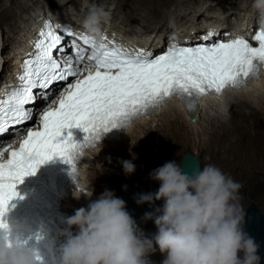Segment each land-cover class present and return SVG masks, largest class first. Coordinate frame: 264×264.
<instances>
[{
  "label": "snow or ice",
  "instance_id": "snow-or-ice-1",
  "mask_svg": "<svg viewBox=\"0 0 264 264\" xmlns=\"http://www.w3.org/2000/svg\"><path fill=\"white\" fill-rule=\"evenodd\" d=\"M218 35L209 32L201 37L207 43L196 46L173 43L153 55L45 21L21 61L17 83L0 85V229L7 228L10 203L23 199L17 185L53 158L75 177V156L96 147L101 133L128 127L172 98L191 115L203 95L239 89L256 78L264 69V29L251 37L256 46L244 37L214 39ZM66 37H74L71 53L62 44ZM60 83L64 87L57 89ZM40 100L44 105L37 108ZM29 121L32 126L23 127ZM73 128L85 133L83 143L63 135Z\"/></svg>",
  "mask_w": 264,
  "mask_h": 264
},
{
  "label": "clouds",
  "instance_id": "clouds-1",
  "mask_svg": "<svg viewBox=\"0 0 264 264\" xmlns=\"http://www.w3.org/2000/svg\"><path fill=\"white\" fill-rule=\"evenodd\" d=\"M252 8L259 15L260 26L247 32L229 29L227 36L214 39H234L237 36L249 39V34L258 28L264 29V0H253ZM34 13L37 15L29 20L26 31L40 16L57 19L52 12L46 15L34 10ZM105 15L100 10L91 12L85 27L92 32L84 30L83 33L107 36V33L98 31ZM62 21L75 29L76 24L64 18ZM74 33L80 34V31L75 29ZM72 39L74 37L66 40L70 42ZM170 44L165 43L158 52ZM14 55L5 68L7 73ZM258 74L244 85L247 89L250 82L264 76V71L260 70ZM226 90H233L228 93L235 94L239 89ZM207 99L215 100V97ZM200 101L192 110L194 119L196 108L205 107L199 105ZM230 101L232 103V99ZM215 109L227 110L219 104ZM123 170L125 175H131L135 166L125 161ZM150 176L159 184L158 190L141 194L136 203L151 205L156 201L163 202L154 214L146 213L144 216L145 220L153 221L154 235L145 237L138 232L122 199L106 192L92 201V191L85 197L74 189L75 199L79 200L83 195L89 203L66 219L67 227L59 234L63 241L58 248L59 264H149L148 257L156 250L163 256L161 264H260L258 245L243 230L244 207L240 203V186L219 167L208 164L189 176L182 172L178 162L169 161ZM21 235L22 228L17 225L7 224L6 229H0V264H42L39 253L20 242ZM48 252L52 254L53 249L50 247Z\"/></svg>",
  "mask_w": 264,
  "mask_h": 264
},
{
  "label": "bare ground",
  "instance_id": "bare-ground-1",
  "mask_svg": "<svg viewBox=\"0 0 264 264\" xmlns=\"http://www.w3.org/2000/svg\"><path fill=\"white\" fill-rule=\"evenodd\" d=\"M140 1L141 0H137V2ZM32 2L35 8H32L31 11L28 10L29 7L25 3H23L22 0H10L9 5H2L0 7V19H6L8 17L11 18L12 15L15 18L16 16H18V11L21 10L27 11L28 14L27 17L24 19L23 17H21L23 25L22 27H18L17 35H15L10 40V42L8 41L9 47L7 49L5 45V41L7 40L6 33L3 29H0V85L5 82V68L9 66L12 55L18 52L21 40L24 36L23 34L29 27V20L33 17H36L37 15V13H34V10H39V12L41 11L43 12V14L46 15H50V12H52L53 14L57 15V21H62V19L66 17H64V15L70 16L72 14L70 12L72 9H68L64 13L55 9L56 13H54V9L51 10V8L38 6V4H40L39 2H42V0H32ZM231 2L232 5L235 4L233 0ZM50 3L55 4V6L57 4L58 7H60L61 9L66 7L68 4H72L74 8L78 5V2H75L73 0H66L61 2H59V0H50ZM115 4L116 9H127L126 12L129 13H134V11H132L131 9L133 8V5H137V3H132L130 0H115ZM15 9H17L18 11H15ZM163 9L164 7H160L159 10L157 7H155L154 11V8L152 7V5H150L148 6V11H143L140 13V15H142L141 22L142 27H144V30L148 29L149 26L153 22H155L157 17H161H159L158 15L164 12ZM88 10L89 8L85 6L82 11V13L84 12L83 14L73 15L74 18H76L75 20H72L73 23L76 24L75 29L77 31H80V33H83L84 30L90 31L88 28L85 27V21L88 18L87 16L89 14ZM252 12H254L253 15L245 18L243 24L238 29L239 31L247 32L251 28L261 25L258 13H256L255 11ZM228 13L226 15L227 20L229 18ZM195 14L196 16H194L196 17L197 21V23L196 21L195 23L197 27L190 28V33L188 34V36H186L184 40L177 41L178 38L176 37L172 38L167 43L179 42L191 44L194 42H204L201 37H203L209 32L219 34L214 38H223V36H225L224 34L227 33L226 31L231 28H234L233 25L223 27L220 23L213 22L207 24L205 23V25H203V21L199 24L198 22L202 21H199V19H201L200 17L204 16V14L200 11L197 13L195 12ZM179 15L181 16V14ZM183 16H185V14H183ZM84 17L87 18L84 19ZM101 20L102 24L101 26H98V31H103L114 38L125 40L127 44L143 47L144 50L151 51L152 53H156L162 49V46H164V44L166 43L165 39L167 32H170L172 30L171 27L169 28L166 25V27H164L161 21L158 23V30L163 26L165 30V35L155 33V35L153 36H135L130 34V37L127 36L128 38H124L122 37V34L127 33H123L121 30H119L120 27H117L115 24H112L113 21L111 18L109 19L107 15H105L102 17ZM232 30L234 29H231L230 31ZM231 91L233 90H224L221 94L218 95V97H215V100L207 99L212 96H210V94H208V96L206 95L203 100L199 102L200 106L202 105V107H205L201 109L196 108V119H194L193 121L189 120L187 111H185L184 107L180 105V103H178L174 98L172 100L165 101L161 108H158L154 112L149 113L146 117H142L135 120L131 124V126H129L127 130L119 136L117 140L105 142L96 149L87 152L83 162L79 167L81 173L77 183L74 186V189H76L78 193H82L85 197L89 196V193H91L92 191L93 196L91 198L97 199L102 194V192H96L97 190L94 189L92 185L90 186L88 183H86V174L96 175V170L98 175V178L96 180L97 185L106 188L110 184H112L121 171L124 173V170H121V168L125 161H129L132 158L141 159L142 156L139 153L140 148L142 146L146 147L150 145L152 147L154 145L151 142H144L139 135H135L133 134V132H144L151 139V135L155 134V131L147 126H150L154 118L158 116H160V118H157V120L163 119L158 124V126L164 127V125L167 123L163 132H161L160 127H158L161 132V135L157 136V138H159L161 142L157 147L158 153L164 150L168 151L169 149L181 144L182 146L187 145L193 146L194 148H200L201 144H204L205 147L208 148V162L212 161V164L215 166H218V164H220V161L228 159L230 155L227 156V154L229 153L236 155H240L241 153L243 154V156L251 157V160L255 163L259 165H264V112L260 111V109L264 110V76L261 79L256 80L252 83L250 82V86L248 87V89L245 86H241L239 90H236L237 92L235 94L228 93ZM231 99L234 100V102L232 101L233 104L230 101ZM214 102L218 103L214 104ZM218 104L220 106L232 104L229 107L228 114H233V118L230 119L229 117H223L222 112L215 109ZM211 110H213L214 113L210 115L209 111ZM234 118L235 121L232 123V120H234ZM200 125L202 127H199ZM211 125L213 127H211ZM225 125L229 126L230 128L227 129ZM210 128L214 129L207 130ZM219 129L221 130L220 133L222 134L221 138L216 137L217 133L219 132ZM133 140L136 142L135 144L132 143ZM193 151L195 150L193 149ZM119 153L121 154V156L119 155ZM102 154L106 155L107 157L104 158L103 162H100V159L103 158L101 157ZM256 154H259L260 157L255 156ZM97 157L101 158L97 159ZM157 157L158 156H155L153 157V159L147 160L148 164H150L148 169L154 171L155 169L159 168V166L154 167L153 165H151V161H154ZM74 189L69 193L64 206L68 213V217L73 215L75 210L81 207H87L84 203H87V200H89L86 199L83 195L80 197L79 200L75 199L73 197Z\"/></svg>",
  "mask_w": 264,
  "mask_h": 264
},
{
  "label": "rangeland",
  "instance_id": "rangeland-1",
  "mask_svg": "<svg viewBox=\"0 0 264 264\" xmlns=\"http://www.w3.org/2000/svg\"><path fill=\"white\" fill-rule=\"evenodd\" d=\"M22 1L29 7L28 8L29 11H31L32 8H35L32 0H22ZM61 1H66V0H61ZM61 1L59 0V2ZM73 1L78 2V5L75 8L73 7L72 4H68L66 7L61 9L60 7H58L57 4L56 6L55 4H51L50 0H42V2H39L40 4H38V6H44L45 8H51V10L57 9L62 13H64L68 9L70 10L72 9L71 11L69 10L72 13L71 14L72 16L71 15L67 16L63 14L64 17L66 16L64 18L65 21H69L72 23H73L72 20L76 19L74 18L73 15L83 14L84 12L82 13V11L85 6L89 8L88 16L93 11L101 10L102 12L106 13L109 19L110 18L112 19V21L114 22V23L112 22V24H115L117 27H120L119 30H121L123 33H127V34L121 33L124 38L130 37L129 36L130 34L135 35V36L136 35L153 36L155 35V33L165 35L164 27L168 26L169 28L171 27L172 30L170 32H167L166 34V39H165L166 43L169 42L172 38H176V37L178 38L177 41L184 40L186 36H188V34L190 33L189 31L190 28L197 27L195 12L197 13L200 11V12H203L204 14V16H202L203 18L200 17L201 19H199V21L201 20L202 21L198 22L199 24L204 21L203 25H205V23L207 24V23H212V22L220 23L221 26L223 27L233 25L234 28H231V29H239L240 26L243 24V21L245 20V18L252 16L254 13L252 12L254 11L252 8L253 0H233L235 3L234 5H232V2H231L232 0H164V1L163 0H141L140 2H137V0H130L132 3H137V5H133V8L131 9L132 11H134V13L126 12L127 9H116L115 0H73ZM9 4H10V0H0V7L2 5L7 6ZM150 5H152V7L154 8V11H155V7H157L158 10L160 7H164L163 9L164 12H162V14H159V15L156 14L159 17L161 16L162 18L157 17L156 20L154 19L155 22H153L149 26L148 29L144 30V27H142V22H141L142 15H140V13L143 11H148V6ZM146 7H147V10H146ZM249 9L252 11H250ZM15 11H18V10L15 9ZM227 13L229 15L228 20L226 18ZM179 14H181V16ZM183 14H185V16H183ZM27 15H28L27 11L21 10V11H18V16H16L15 18L13 15L12 16L10 15L11 18L8 17L6 19H0V29H3L4 32L6 33V38H7V40L5 41L6 49L9 47L8 41L10 42V40L15 35H17L18 27L19 26L22 27L23 25L22 24L23 21L21 17H23L24 19L27 17ZM87 17H84V19ZM101 22L99 24L100 26L102 24ZM159 22L163 23L164 27L162 26L158 30ZM5 73H7L6 70H5ZM4 78H5V74H4ZM232 101L234 102L233 99ZM230 105L229 106L221 105L223 108L225 109L227 108L226 111L224 110H221V111H222L223 117L225 118L229 117L230 119H232L233 114H230V115L228 114ZM260 111L264 112V110H261V109ZM212 113H214L213 110L209 111L210 115ZM157 118H160V116L154 118L150 126L149 125L147 126L155 131V134L151 135L153 139L152 138L150 139L148 135H146V133L144 132L142 133L133 132V134L139 135L144 142L146 143L151 142L152 144H154L152 147L148 145L146 147L142 146L140 148L139 153L142 156L141 159L132 158L128 161V162H131L135 166V171L133 174L125 175V173L121 171L119 175L116 177V179L113 181V183L105 188L103 186H99L96 184L98 175H97V171L95 170L96 175L86 174V183H88L90 186L92 185V187L96 189L97 190L96 192L98 193L102 192L103 194V193L108 192L118 198L121 195L122 191L130 185H144L148 189H152L155 191L158 190L159 184L156 181L152 180L150 176V174L153 173L154 171L148 169L150 164H148L147 162V160L153 159V157L155 156H158V157L154 161H151V165H153L154 167H158V166L161 167L162 165H164L166 162H169V161H176L179 163V160L182 154L187 151L198 158L199 163H200V168H202L205 165L212 164V161L208 162V157H207L208 148L205 147L204 144H201L200 148H194L193 146H187V145L182 146L181 144V145H177L169 149L168 151L164 150L158 153L157 147L159 146L161 142L159 138H157V136L161 135V132H163V130L165 129V125L167 123L164 125V127H160L158 126V124L163 119L157 120ZM234 121H235V118L234 120H232V123ZM225 126L227 129L230 128L227 125ZM158 127H160L161 132ZM199 127H202V126L200 125ZM211 127L213 126L211 125ZM214 128H210L207 130H211ZM220 132L221 130L219 129V132L217 133V136H216L217 138L222 137V134ZM132 143L135 144L136 142L133 140ZM193 149L196 152L193 151ZM119 155L121 156L120 153ZM227 156H229L228 159L220 161V164H218L217 167H219L226 175L230 176L240 186L239 187V197H240V203L243 205V207H245L250 201L253 200L264 215V165H259L255 163L254 161L251 160L252 159L251 157L243 156V154L241 153L240 155L229 153L227 154ZM255 156L260 157L259 154H256ZM101 157H97V159L101 158L100 162H103L104 158L107 156L102 154ZM121 170H123V166ZM90 195L91 193H89V196ZM92 196L93 195H91V197ZM90 199L92 201L96 200L92 198ZM87 203H89V200H87ZM87 203H84V204L87 206ZM135 223H136L138 232L142 233L145 237H151L152 235H154L156 229L151 219L145 220L144 216H140L135 221ZM148 260H149V264H161L163 260V256L159 253L158 250H156L152 254L149 255Z\"/></svg>",
  "mask_w": 264,
  "mask_h": 264
},
{
  "label": "water",
  "instance_id": "water-1",
  "mask_svg": "<svg viewBox=\"0 0 264 264\" xmlns=\"http://www.w3.org/2000/svg\"><path fill=\"white\" fill-rule=\"evenodd\" d=\"M189 120H194V115L188 114ZM179 165L183 173L191 176L200 168L197 157L190 152H184L179 160ZM155 190L148 189L144 185H130L124 189L118 197L125 201L126 211L130 214L134 221L146 213L154 214L155 211L162 207V201H156L153 204L137 205L136 199L141 194L155 193ZM244 232L254 240L258 245L257 255L260 257V264H264V215L252 200L244 207Z\"/></svg>",
  "mask_w": 264,
  "mask_h": 264
}]
</instances>
